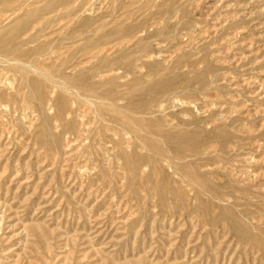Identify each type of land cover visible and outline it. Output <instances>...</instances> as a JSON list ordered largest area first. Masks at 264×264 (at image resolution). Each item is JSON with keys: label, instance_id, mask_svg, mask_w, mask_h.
I'll list each match as a JSON object with an SVG mask.
<instances>
[{"label": "rangeland", "instance_id": "obj_1", "mask_svg": "<svg viewBox=\"0 0 264 264\" xmlns=\"http://www.w3.org/2000/svg\"><path fill=\"white\" fill-rule=\"evenodd\" d=\"M17 1L0 264H264V0Z\"/></svg>", "mask_w": 264, "mask_h": 264}, {"label": "bare ground", "instance_id": "obj_2", "mask_svg": "<svg viewBox=\"0 0 264 264\" xmlns=\"http://www.w3.org/2000/svg\"><path fill=\"white\" fill-rule=\"evenodd\" d=\"M14 1V0H13ZM18 1H20V0H18ZM17 1V2H18ZM8 2H10V0H0V5L1 4H5L6 5V3H8ZM16 2V1H15ZM14 3H11V5H13ZM10 5V6H11ZM9 6V5H8ZM6 7V6H5ZM22 7V6H21ZM11 8V7H10ZM18 8V7H17ZM1 13V12H0ZM4 13V12H3ZM3 16V15H2ZM2 18V17H1ZM2 32V31H1ZM2 34V33H1ZM9 35V34H8ZM9 37H10V35H9ZM4 39V38H3ZM9 39V38H8ZM6 47V46H5ZM3 48H4V46H3ZM5 50V49H4ZM17 50V49H16ZM5 53H6V50H5Z\"/></svg>", "mask_w": 264, "mask_h": 264}]
</instances>
